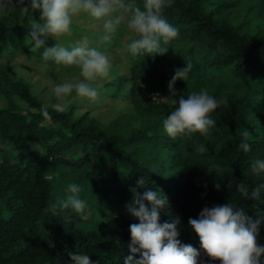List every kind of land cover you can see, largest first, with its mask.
<instances>
[{
  "label": "trees",
  "instance_id": "trees-1",
  "mask_svg": "<svg viewBox=\"0 0 264 264\" xmlns=\"http://www.w3.org/2000/svg\"><path fill=\"white\" fill-rule=\"evenodd\" d=\"M236 7L231 0H171L164 16L178 36L168 51L135 60L126 51L125 65L113 61L119 73L99 92L133 105L144 123L129 135L110 131L87 113L77 116L79 99L64 110L45 106L29 85L0 68V264H71L69 253L86 254L93 264H123L131 254L130 225L139 223L127 211L130 189L141 195L160 191L167 198L160 223L180 218L179 239L200 252L198 264L219 262L203 252L189 218L226 202L249 216H264V191L258 200L236 191L240 182L250 188L264 183V174L251 171L254 161L264 160V29L249 35L229 23L224 14ZM40 15L21 16L17 10L0 17V57L24 55L58 67L45 64L43 49L32 52L26 40L31 20L40 22ZM184 60L192 68L186 80L175 83L176 99L207 89L228 103L211 114L216 127L207 136L172 139L163 129L175 107L168 85ZM157 94L168 99L154 103ZM71 97L80 98L75 92ZM245 129L247 153L239 148ZM198 144L205 152L196 151ZM141 179L145 183L138 187ZM70 183L82 188L84 212H46ZM257 239L264 246V222Z\"/></svg>",
  "mask_w": 264,
  "mask_h": 264
},
{
  "label": "clouds",
  "instance_id": "clouds-1",
  "mask_svg": "<svg viewBox=\"0 0 264 264\" xmlns=\"http://www.w3.org/2000/svg\"><path fill=\"white\" fill-rule=\"evenodd\" d=\"M171 0H0V17L19 11L21 16L40 11V22L31 20L30 33L26 40L31 41V51L43 49L42 61L53 62L57 66L80 70V77L71 81L55 84L51 94L57 103L52 107L62 110V102L73 92L80 98L95 101L99 92L93 86L100 78H107L112 67L106 52L89 47L86 43H76L65 47L59 43L61 37L71 33L73 18L86 15L90 20L98 22L102 28L100 40L111 42L116 34L127 31L133 34V39L127 44L126 51L132 59L140 57L163 55L167 46L178 36V29L170 24L164 16V9ZM47 38L56 41L54 47H45ZM185 67L176 69L168 85L172 104L175 106L170 115L163 120V129L172 138L187 137L194 134L207 136L216 121L211 118L221 105H227L226 97L210 95L207 89L192 91L185 97L176 99L174 90L178 80H186L192 64L184 60ZM161 98L158 94L152 99ZM168 99V98H161ZM46 118H50L46 108H42ZM241 142L239 148L244 153L250 151L248 143L250 133L243 130L239 133ZM203 144L196 146L199 153L205 152ZM255 175L264 174V160H256L251 166ZM144 179L137 181L140 187ZM217 191L220 185H215ZM132 201L126 206L127 211L139 223L130 225L131 243L130 255L123 264H198L200 252L191 244H182L180 237V218L160 223V212L168 207L167 198L160 191L147 189L141 195L136 189ZM236 191L240 197L247 200H258L264 191V183L250 188L240 182ZM82 188L70 183L63 197H57L50 202L46 212L53 215L59 211L71 209L82 214L87 206V200L81 199ZM150 206V207H149ZM264 222V216H249L243 207L226 202L211 208L205 207L198 218H189L188 224L199 238L200 247L210 261L219 264H262L264 246L258 243L259 228ZM139 255V259H136ZM71 264H93L86 254L69 253Z\"/></svg>",
  "mask_w": 264,
  "mask_h": 264
},
{
  "label": "rangeland",
  "instance_id": "rangeland-1",
  "mask_svg": "<svg viewBox=\"0 0 264 264\" xmlns=\"http://www.w3.org/2000/svg\"><path fill=\"white\" fill-rule=\"evenodd\" d=\"M237 4V7L224 14L229 23L240 28L242 33L253 35L264 29V0H231ZM71 33L60 38L59 43L65 47H71L74 44L86 43L89 47L97 48L106 52L115 51L109 56L112 65L109 76L100 78L94 82L93 86L101 90L105 83L111 82L117 77L119 71L113 61L125 65L126 44L133 39V34L127 31H121L116 34L114 39L108 43H102L100 36L102 28L98 22L90 20L86 15H80L73 18ZM97 34H99L97 36ZM50 47H54L56 41L47 38L45 41ZM115 58H117L115 60ZM118 63V62H117ZM124 67V66H123ZM0 68L4 69L11 75L14 80L23 82L30 86L32 94L36 96L45 106L52 107L57 103L51 94V88L55 84H60L71 80L82 79L80 70L75 66L65 68L63 66L52 67L51 65L39 64L31 57L24 55L2 56L0 57ZM122 70V68H121ZM104 92L100 91L98 98L91 101L87 98H66L61 106L62 110L70 102L77 100L81 106L75 113L77 116L89 114L90 117L96 118L102 125L108 127L110 131H117L129 135L131 132L140 128L144 123L137 115L133 105L123 102L118 103L111 99L105 98ZM83 99V100H82ZM84 101V102H82ZM165 100L158 98L153 100L154 103H163ZM5 106V102H1ZM53 108V107H52Z\"/></svg>",
  "mask_w": 264,
  "mask_h": 264
}]
</instances>
